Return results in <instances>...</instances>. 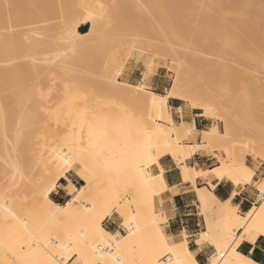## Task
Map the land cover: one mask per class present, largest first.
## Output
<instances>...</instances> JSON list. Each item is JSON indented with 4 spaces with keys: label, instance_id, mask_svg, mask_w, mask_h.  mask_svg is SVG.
Segmentation results:
<instances>
[{
    "label": "bare ground",
    "instance_id": "1",
    "mask_svg": "<svg viewBox=\"0 0 264 264\" xmlns=\"http://www.w3.org/2000/svg\"><path fill=\"white\" fill-rule=\"evenodd\" d=\"M238 1L235 7L228 8L224 0H6L9 5L6 3L5 7L9 6V10L6 8L5 11L11 12L8 14L13 16L12 19L22 17L24 13L20 9L25 7L30 15H40L39 19L36 17L40 20L41 11L38 10L44 5L52 6L50 9L47 7L48 10L44 8L47 13H42L44 19L48 16L49 20H55L56 15L60 19L57 25L46 20L50 25L46 27V23L44 30L41 28L40 37L39 30L36 34L30 32L29 38H25L24 33H14L10 39L2 35L3 43L6 41L4 47H12V51L8 50L14 51L16 56L19 52H35L49 46L47 38L59 34L60 41L71 54L67 65L73 66L86 62L89 50H95L103 37L117 31L124 40L139 45L147 53L161 51L154 58H170V69L175 72L173 85L165 94L153 92L143 85L123 82L119 79L123 73L113 72L110 68H105V71H111L109 75L103 74L96 80L106 89L123 92L127 98L146 104L155 119L150 146L141 154L146 155L148 160L138 162L141 159H135L136 154L132 156L119 151L124 154L118 155L116 177L134 186L131 202L121 203L122 199L116 195L118 189L115 190L116 196L108 200L92 201L91 191L77 188L67 177L72 170L84 172L87 169L85 154L65 151L57 156L56 176L54 169L43 168L33 192L41 202L38 215L53 226L50 233L44 230L43 219L27 223L16 216L14 209L2 205L16 218L22 243L28 246L35 264H199L195 253L189 249L185 233L172 238L161 230L160 225L167 218L157 211V200L161 202L168 187L163 172L154 175L148 169L153 164H159L165 156L175 161L183 182L191 183L197 193L198 208L205 216L209 229L199 234L196 245L200 249L212 246L216 250L208 264H257L241 254L238 248L244 242L254 243L264 236V203L242 216L230 201L221 202L207 188L198 189L195 186L196 179L200 177L219 181L228 179L235 185L251 183L255 171L246 165V157L253 155L264 160V0ZM49 10H54L56 15H48L53 12H47ZM126 12L133 15L132 20L126 19ZM6 21L11 22V19ZM31 21L28 20L29 23ZM33 21L36 24L42 20L35 21L34 18ZM80 25H88V31L80 33ZM34 34L37 40L29 42ZM28 53V58H35ZM22 54L24 65L20 63V70L13 68L15 74L22 70L21 75L14 74L18 82L21 78L25 80L34 75L31 69L37 66L33 62L29 65L34 59L28 60L26 66L27 55ZM34 69L37 70V67ZM24 74L29 76L24 77ZM70 77L73 78V75ZM68 81L72 82L69 78ZM64 90L66 94L71 92V89ZM40 96L46 101L51 95L40 93ZM20 97L19 100L26 96ZM170 99L202 109L204 118L215 119L222 125L223 130L215 125L202 132V141L209 148L203 151L211 152L212 149V152L219 150L227 154V158L215 155L219 165L212 170L203 172L187 164L193 154L202 150V145L183 144L184 139L195 131V126L174 122L169 111ZM72 113L74 124L82 126L85 122L83 112L74 110ZM102 124L100 122L99 131L105 132L107 126ZM235 139L245 140L250 146L237 157L230 154ZM114 146L118 148L116 144ZM152 149L157 150V155H153ZM63 179L68 181L65 190L70 199L65 204H58L50 195ZM82 179L88 181L86 176ZM95 180L93 187L98 183ZM258 187L264 188V180ZM114 211L123 219L121 225L125 234L119 238L103 226ZM76 221L79 223L74 224ZM33 238L39 244L38 248L29 245ZM28 250L24 252L28 253Z\"/></svg>",
    "mask_w": 264,
    "mask_h": 264
},
{
    "label": "rangeland",
    "instance_id": "2",
    "mask_svg": "<svg viewBox=\"0 0 264 264\" xmlns=\"http://www.w3.org/2000/svg\"><path fill=\"white\" fill-rule=\"evenodd\" d=\"M234 1L224 0L228 8L235 7L239 2L238 0ZM6 3V0H0V31H3V33L0 32V125H2L0 126V144L3 146L1 147L0 145V264H35L34 257L30 255L31 251L28 250V246L22 243L16 218L5 211L2 205H8V207L14 209L16 216L20 220H26L27 223L43 219L38 215L41 202L35 197L33 192L43 168L49 167L54 169L56 176L57 156L65 151H81L85 154L88 165L87 169L84 172L72 170L67 173V177L69 175L73 176L79 183L77 186L79 189L85 188L86 191H91L92 201L108 200L117 195L122 199L121 203L131 202L134 186L116 177V166L119 165L117 161L119 159L118 155H123L126 152L132 156L136 154L135 159H141L138 162L148 160L145 158L146 155L141 156V154L150 146V133L156 125L155 119L146 104L127 98L123 92L106 89L96 80L103 74L109 75L110 70L113 69V72L121 71L123 73L119 77L123 82L132 85H143L146 89L153 92L165 94L166 90L151 85L150 80L156 79L155 83L159 81L164 87L169 89L173 85L175 72L171 70L172 61L170 58L167 60L155 59V56H159L161 51L151 50L150 53H147L139 45L124 40L117 31L103 37L96 45V48L94 47L95 50L90 49V55L86 62L69 66L67 62L71 59V54L67 51L62 41H60V35L57 34L47 38L46 41L49 46L39 48L35 52H31L30 50L23 52L25 55L28 52L29 55H34L32 57L35 58H28L29 56H26V66H28V60L34 59V61H29V65L33 62L37 65V70L34 69L36 67H33L31 70H34L32 72L34 75L31 77L27 75L29 76L26 78L27 80L25 79L27 82H24L25 80L21 78L22 81L20 79L19 82L21 81L22 84L21 82L18 84L19 82L15 81V75H21L22 70L18 74H15L14 70L16 71L18 68L20 70L21 65H24L21 62L23 57L21 58L20 55L22 53L16 52L18 53L16 56L14 51L11 52L12 47L10 48L7 45L8 43L6 44L8 47H4L6 41L3 43V36L6 38L9 36L10 39V36H14V33L15 35L17 33L19 35L20 33H24L26 35L24 37L29 38L30 32L35 33L36 30H39L40 32L37 33L40 37L41 28L44 30L46 23V27L50 23L57 25L60 19H57L58 15L54 13V10H52L53 12L51 11L52 13L50 10L47 12L51 13L48 15H53L54 13L56 15L55 20L50 19V21L48 16L46 19L43 18L45 16L42 13L44 15L47 14L46 11H43L44 8L47 9L48 7L50 9L52 6L44 5L38 10V12L41 11V13L39 12L42 17L40 20H37L40 18V15H30V11L24 7L23 10L26 9L25 12L20 9L24 13L22 17L26 16L25 18H28L29 21L31 19L33 21L34 18L35 21L42 20L36 24H34V21V23L31 21L30 25L25 18L12 19L13 16L11 18L8 14L11 12H6V8L9 10V6H5L9 5V2L7 5ZM16 4V6L19 5L17 2ZM5 12L7 15H5ZM53 16H50V18H54ZM36 17L38 18L36 19ZM125 17L130 21L133 15L126 12ZM5 18L11 19V22L9 21V23ZM43 19L45 20V24L43 23ZM46 20L50 21V23L46 22ZM53 21L54 23H52ZM23 22L25 25H23ZM5 27L8 28L5 29ZM25 31L27 32L25 33ZM34 35L31 36L34 39L30 38L29 42L37 40L36 35ZM37 53L40 58L37 56ZM15 57L20 61L17 58L15 59ZM35 59H39L37 63ZM23 62L25 61L23 60ZM105 68H110V70L105 71ZM12 73L13 75L15 74L14 77ZM70 75H73V78ZM127 76H132V81H127ZM68 78L72 82L68 81ZM65 88L71 89V92L66 94ZM40 93L44 95L50 94L51 96L45 101V99L41 98ZM21 94L26 97L24 98ZM18 95L24 99L20 97L21 99L19 100ZM30 95L33 96L30 97ZM37 95L40 97L38 98ZM184 104L186 111L201 114L200 116L203 117L204 111L202 109L194 108L187 102H184ZM74 110L83 112L85 122L82 126L74 124L75 118L72 115ZM169 111L176 124L182 123L176 118L173 108L170 107ZM206 119H209L213 126L217 125L223 130L222 125L215 119ZM100 122H103L102 125L106 124L107 128H105V132L99 131ZM71 127L72 129H70ZM198 139L201 141V137ZM191 140V136L189 138L187 136L183 144H189ZM13 143L16 145L14 146ZM115 144L118 148H115ZM201 145L202 150L209 149L204 145L203 141ZM249 147V144L245 140L235 139L230 149V154L237 157L238 154L248 150ZM121 150L124 152H119ZM151 151L153 155H157L156 149H152ZM214 152L221 157L227 158L225 151L216 150ZM214 152L211 149V153L209 152V154H213ZM246 158L245 160H248V163L256 160L253 155ZM215 165H219V162L217 161ZM13 166L16 167L15 170H13ZM83 176H86L88 181H86L87 179L84 181L82 179ZM94 179L98 182L95 187H93ZM61 183L66 185V181L64 180ZM116 189H118V193L115 195ZM260 190L261 194H263L264 188ZM69 199L70 197L60 204H65ZM258 200L259 202L255 207L264 203V200L261 201V197ZM157 201L160 202V200ZM132 208L134 209V207ZM157 211L164 213L163 209L159 207ZM110 217L118 223H123V219L115 211ZM79 221H82V219H79ZM163 222L160 226L164 232L163 227L166 221ZM43 223L44 230L50 233L53 230V226L47 224L44 219ZM78 223L76 221L74 224ZM208 229L207 224V227L203 231H208ZM115 233H120L117 235L113 234L116 238L125 234L122 230V225L121 229ZM35 241L33 238L32 242H29V245L38 248L39 244ZM27 250L28 253H25L24 251ZM74 264L79 263L75 262Z\"/></svg>",
    "mask_w": 264,
    "mask_h": 264
},
{
    "label": "crops",
    "instance_id": "3",
    "mask_svg": "<svg viewBox=\"0 0 264 264\" xmlns=\"http://www.w3.org/2000/svg\"><path fill=\"white\" fill-rule=\"evenodd\" d=\"M88 29V25L79 26V32H87ZM132 79V76H127L126 78L127 81H132ZM156 81V79H151L150 84L163 88L166 90L165 92L168 91L161 82L158 81L159 83H155ZM169 106L175 111L177 119L181 122L194 124L195 126V131L188 136V138L191 136L192 140L189 144L185 145H201L202 131L208 130L213 126L210 120L201 117L197 113L186 111V106L181 100L170 99ZM199 137H201V141H199ZM215 155H217L215 152L209 154V152L201 150L193 154L187 160V164L190 167L196 168V170L203 172L209 171L218 166L215 165L218 161ZM255 159L249 163L248 160H245L246 165L255 171L251 183L247 182L235 185L233 181L228 179L219 181L217 179L208 180L207 178L200 177L196 179L195 186L198 189L207 188L221 202L230 201L233 206L238 208L240 214L245 215L258 204L259 193H261L258 185L264 180V160L261 158ZM148 170L154 175H159L163 172V177L168 187L167 192L165 191L161 197V202L158 203L159 208L163 209L167 218L163 227L164 232L172 238H178L185 233L187 235L189 249L195 253L196 261L199 264H208L210 258L216 254V250L212 246L200 249L196 245V239L207 225L205 216L199 211L198 196L194 186L191 183L183 182L181 171L170 156H165L159 161V164L151 165ZM68 179L74 186H78L79 183L73 176L69 175ZM63 180L66 181V185L61 183ZM63 180L60 181L56 190L51 194V199L58 204L69 197L65 190L68 181L67 179ZM103 226L114 235H117L118 233L115 232L121 229V223L112 220V217H108ZM238 251L250 258L253 262L264 264V236L259 237L254 243H242Z\"/></svg>",
    "mask_w": 264,
    "mask_h": 264
},
{
    "label": "built area",
    "instance_id": "4",
    "mask_svg": "<svg viewBox=\"0 0 264 264\" xmlns=\"http://www.w3.org/2000/svg\"><path fill=\"white\" fill-rule=\"evenodd\" d=\"M261 196V193H259V197ZM261 199H264V194L261 196Z\"/></svg>",
    "mask_w": 264,
    "mask_h": 264
},
{
    "label": "trees",
    "instance_id": "5",
    "mask_svg": "<svg viewBox=\"0 0 264 264\" xmlns=\"http://www.w3.org/2000/svg\"><path fill=\"white\" fill-rule=\"evenodd\" d=\"M80 33H83V34H84V33H86V32H80Z\"/></svg>",
    "mask_w": 264,
    "mask_h": 264
}]
</instances>
